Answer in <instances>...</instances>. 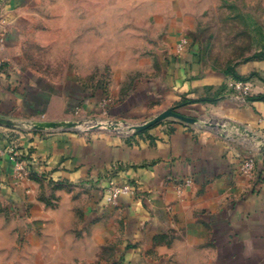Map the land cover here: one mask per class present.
<instances>
[{
	"label": "crops",
	"instance_id": "1",
	"mask_svg": "<svg viewBox=\"0 0 264 264\" xmlns=\"http://www.w3.org/2000/svg\"><path fill=\"white\" fill-rule=\"evenodd\" d=\"M124 8L116 0H0V118L18 123L0 125V264H20L22 245L32 264H264V59L237 69L253 96L240 101L196 51L176 52L183 27L174 20L156 73L127 95L117 77L84 85L79 75L94 74L102 57L101 25H115L102 12ZM182 98L189 103L178 112L221 128L173 119L128 136L32 128L85 113L142 121ZM110 181L135 192L106 205Z\"/></svg>",
	"mask_w": 264,
	"mask_h": 264
},
{
	"label": "rangeland",
	"instance_id": "2",
	"mask_svg": "<svg viewBox=\"0 0 264 264\" xmlns=\"http://www.w3.org/2000/svg\"><path fill=\"white\" fill-rule=\"evenodd\" d=\"M116 1L125 5V8L102 12V20H111L115 25L111 27L101 25L100 27L102 57L96 60L100 63L99 67L94 74L79 75L86 86H93L99 80L109 82L113 77H117L122 83L121 95H127L138 81L156 73L157 58L163 50L165 36L174 20L181 22L182 36L188 39V47L196 51L203 69L222 73L227 80L232 75L247 78V76L240 75L237 70L239 66L254 59H264V0ZM115 38L117 43L114 42ZM115 54L117 57H112ZM40 61L44 62V60ZM87 67L85 70H90ZM115 68L125 69L126 74L118 76L110 74ZM188 103L187 98H182L176 102L179 106L168 108L178 112L177 109L180 106ZM90 115L92 114L85 113L83 117L74 119V121L83 122L76 129L90 131L92 119L124 121L123 124L118 123L120 129L99 127L92 130L103 129L128 136L139 132L128 131L126 128L128 125L141 124L149 120L127 121L97 118ZM165 119L181 121L174 117ZM197 119L200 122L196 124L203 127L204 123L223 125L222 122L214 120ZM25 247L26 245H22L19 251L21 253L20 264H32V249ZM111 253L106 244L102 245L100 250L102 259L107 260Z\"/></svg>",
	"mask_w": 264,
	"mask_h": 264
},
{
	"label": "built area",
	"instance_id": "3",
	"mask_svg": "<svg viewBox=\"0 0 264 264\" xmlns=\"http://www.w3.org/2000/svg\"><path fill=\"white\" fill-rule=\"evenodd\" d=\"M188 45V39L185 36H182L176 46V52H181L184 47ZM226 85L230 89L232 93V97L240 100V101H249L251 100V90L248 83L244 80H237L232 77H229ZM93 125H112L114 120H99L96 121L92 119ZM14 161V174L17 178H24L27 176V170L25 168L24 163L16 158H13ZM255 160L252 156L246 158L241 165L242 172L248 174L254 170ZM135 192L134 186L128 182L126 183H117L114 181H110L107 187L104 189L102 193L103 201L106 205L114 204L120 196L133 194Z\"/></svg>",
	"mask_w": 264,
	"mask_h": 264
},
{
	"label": "water",
	"instance_id": "4",
	"mask_svg": "<svg viewBox=\"0 0 264 264\" xmlns=\"http://www.w3.org/2000/svg\"><path fill=\"white\" fill-rule=\"evenodd\" d=\"M167 117H174L176 119H179L181 121L187 122V123H197L199 122V120L197 118L194 117H188L185 116L179 112L174 111L171 108H168L166 110H163L162 112H160L159 114L153 116L152 118H150L149 120L141 123V124H135V125H128L126 128L128 131L132 130L134 132H138L144 129H147L148 127H150L151 125L162 121L163 119L167 118ZM124 121H114L112 125H93L90 126L89 129H95V128H99V127H104L107 129H120V127H118V123L123 124ZM82 125L83 122L82 121H62V122H57V123H33L32 124V128H37V129H41V128H76L78 125ZM0 125H6V126H18V123L8 120V119H4V118H0ZM205 127H212V128H221V125H219L218 123H204ZM261 153L264 154V145L261 147Z\"/></svg>",
	"mask_w": 264,
	"mask_h": 264
},
{
	"label": "trees",
	"instance_id": "5",
	"mask_svg": "<svg viewBox=\"0 0 264 264\" xmlns=\"http://www.w3.org/2000/svg\"><path fill=\"white\" fill-rule=\"evenodd\" d=\"M230 77H232V78H234V79H237V80H244L243 78H241V77H239V76H236V75H232V76H230ZM252 97H253V96H251V99H252Z\"/></svg>",
	"mask_w": 264,
	"mask_h": 264
}]
</instances>
